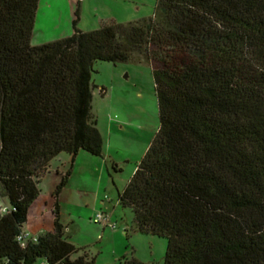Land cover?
I'll return each mask as SVG.
<instances>
[{"label":"trees","instance_id":"1","mask_svg":"<svg viewBox=\"0 0 264 264\" xmlns=\"http://www.w3.org/2000/svg\"><path fill=\"white\" fill-rule=\"evenodd\" d=\"M38 0H0V264H95L59 219L17 240L50 160L102 155L96 60H148L158 127L117 202L166 239L162 264H264V0H156L137 23L104 22L31 44ZM121 264H151L134 257Z\"/></svg>","mask_w":264,"mask_h":264},{"label":"rangeland","instance_id":"2","mask_svg":"<svg viewBox=\"0 0 264 264\" xmlns=\"http://www.w3.org/2000/svg\"><path fill=\"white\" fill-rule=\"evenodd\" d=\"M155 3L156 0H38L30 43L66 37L73 31L72 23L82 31L104 22L137 23L152 16ZM151 70V62L144 59L96 60L93 64L91 106L102 136L103 156L79 150L70 186L60 194L64 236L79 248L72 256L85 251L94 257L95 264H121L124 257L151 264L163 262L166 239L135 230L131 209L116 201L117 192L126 185L158 127ZM47 181L38 185L40 197L48 193ZM76 187L80 190L73 193ZM63 193L69 194L65 200H61ZM100 198L106 202L101 203ZM0 205H7L4 198L0 197ZM99 211L115 221L116 227L96 222ZM52 218L51 206L43 207L37 220L29 207L22 230H30L27 228L36 221L48 225Z\"/></svg>","mask_w":264,"mask_h":264},{"label":"crops","instance_id":"3","mask_svg":"<svg viewBox=\"0 0 264 264\" xmlns=\"http://www.w3.org/2000/svg\"><path fill=\"white\" fill-rule=\"evenodd\" d=\"M39 43H42V42H39ZM39 43H37V44H39ZM33 44H35V43H33ZM88 154H90V153H88ZM90 155H92V154H90ZM100 156L102 157L103 153ZM74 160H75V157L70 164V157L67 153H59L58 156L56 155V157H54L50 160L46 172L40 177V179L38 181V185H39V183L41 181L48 180L47 181L49 184L48 193L42 195V197H40L41 194L38 193L37 197L33 200V202L29 206L30 212H31L32 217L34 219L37 220L38 215H40L42 212V208L43 207L46 208L47 206L48 207L51 206V214L54 218V215H53V203H54L53 191H54L56 184L58 183L61 176L63 175V173L67 170L68 167H70V173H69L67 182L59 191L58 198H57L58 205H59V219H61V212H60L61 204H60L59 198H60V194H61L62 189L65 186H70L69 179L71 178V175H72V168H73ZM77 190H80V189L78 187H76L75 190L73 189V193H75ZM96 191H98V190H96ZM39 192H40V190H39ZM63 194H64L63 195L64 197L63 198L61 197V200H65V196L69 195L67 193H63ZM100 199H101L100 200L101 203L106 202L102 198H100ZM107 201L109 202V201H111V199H109ZM116 201H117V199H116ZM117 204H118V202H117ZM112 207H113V205H112ZM53 218H52V221L48 225L42 224L40 221H36L35 223L30 224V228H27L30 230H27V231L30 233V235H38V234L44 233L45 231H49L53 227Z\"/></svg>","mask_w":264,"mask_h":264},{"label":"built area","instance_id":"4","mask_svg":"<svg viewBox=\"0 0 264 264\" xmlns=\"http://www.w3.org/2000/svg\"><path fill=\"white\" fill-rule=\"evenodd\" d=\"M0 211L4 212L5 211V207L4 206L0 207ZM94 220L96 222H98V223L103 222L105 225H108L111 228L116 227V222L115 221H111L109 216L106 213H104L103 211L97 212L96 215H95ZM26 239L35 240L36 239V235H30V233L28 231H23L22 230V232H20L17 235V240L20 242L21 245H23L25 243ZM36 264H47V263L42 261V260H40Z\"/></svg>","mask_w":264,"mask_h":264}]
</instances>
